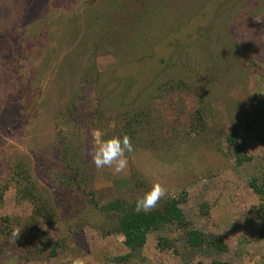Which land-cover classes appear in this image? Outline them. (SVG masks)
<instances>
[{
    "label": "rangeland",
    "instance_id": "rangeland-1",
    "mask_svg": "<svg viewBox=\"0 0 264 264\" xmlns=\"http://www.w3.org/2000/svg\"><path fill=\"white\" fill-rule=\"evenodd\" d=\"M98 132L130 137L123 172L92 162ZM263 133L264 0H0V264H264ZM154 182L188 226L121 258L103 206ZM191 228L227 249L190 247Z\"/></svg>",
    "mask_w": 264,
    "mask_h": 264
},
{
    "label": "trees",
    "instance_id": "trees-1",
    "mask_svg": "<svg viewBox=\"0 0 264 264\" xmlns=\"http://www.w3.org/2000/svg\"><path fill=\"white\" fill-rule=\"evenodd\" d=\"M121 7L122 6L118 5L117 8ZM244 125H250V121L246 119V116L234 119L231 123V129L226 136V142L233 155L238 158V161H241V159H243L238 136ZM261 141L264 143V133L261 136ZM65 150V153H71L69 147ZM22 166V164H20V166H15L19 169L18 172L23 171ZM250 187L258 196L261 197V203L258 207L260 209L259 232L264 238V183L259 185L257 179L252 178L250 181ZM28 192L32 193V196L34 195L32 187L31 189L29 188L26 193H24V196ZM182 201H184L183 197H167L161 204V208H156L150 212H137L135 205L125 204L117 199L105 204L103 206L104 208H106L109 212L113 211L116 213L118 219L114 222L113 228L123 235L124 245L128 249L127 254H125L121 258H135V256L139 254L144 244L146 243L147 235L150 231L159 230L160 228L171 224L186 228L188 226V220H186V218L184 217V213L179 206L180 202ZM38 210H43L45 216L48 217L45 207H39ZM39 214H42V212H40ZM186 234L187 243L190 247L197 249L211 248L215 251H225L227 249L223 238L219 237L216 234L193 228L187 230ZM160 239L161 242L167 243V240L165 238ZM121 258H116V261H120ZM213 264L218 263L213 262Z\"/></svg>",
    "mask_w": 264,
    "mask_h": 264
},
{
    "label": "clouds",
    "instance_id": "clouds-1",
    "mask_svg": "<svg viewBox=\"0 0 264 264\" xmlns=\"http://www.w3.org/2000/svg\"><path fill=\"white\" fill-rule=\"evenodd\" d=\"M95 151L92 154V162L96 168L114 166L116 173L123 172L128 165L126 153L134 151V146L129 136L124 135L111 136L108 139H103L101 133L96 134ZM168 194V190L161 183H152L150 189L138 196L135 201L136 211L150 212L157 208L158 202L162 197ZM13 235L18 238L20 231L14 232ZM73 264H81L79 259L73 261Z\"/></svg>",
    "mask_w": 264,
    "mask_h": 264
}]
</instances>
